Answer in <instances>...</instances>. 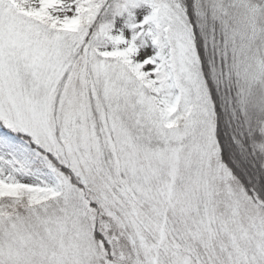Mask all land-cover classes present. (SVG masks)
<instances>
[{
	"label": "snow or ice",
	"instance_id": "6c2138e0",
	"mask_svg": "<svg viewBox=\"0 0 264 264\" xmlns=\"http://www.w3.org/2000/svg\"><path fill=\"white\" fill-rule=\"evenodd\" d=\"M0 264H264V0H0Z\"/></svg>",
	"mask_w": 264,
	"mask_h": 264
}]
</instances>
